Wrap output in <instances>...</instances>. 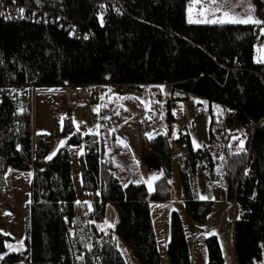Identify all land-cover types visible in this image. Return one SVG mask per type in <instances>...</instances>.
Masks as SVG:
<instances>
[{"label": "trees", "instance_id": "1", "mask_svg": "<svg viewBox=\"0 0 264 264\" xmlns=\"http://www.w3.org/2000/svg\"><path fill=\"white\" fill-rule=\"evenodd\" d=\"M100 1L106 0H9L51 12L47 17L54 22L46 26L42 21L0 20V192L5 189L3 175L8 168L32 172L24 252L8 251V239L0 232V264H22L24 260L29 264H128L119 241L138 264H161L150 207L171 200L175 122L171 103L186 102L191 95L219 107L227 141L221 151L223 159H218L211 146L197 149L189 132H181L177 143L186 210L192 220L203 224L213 209L214 201L197 198L201 165L211 180L222 181L227 201L241 212L234 223L233 264H261L264 61L255 60V45L264 44V24L192 25L186 17L192 0H119L120 16L110 12L97 20L94 9ZM254 2L264 21V0ZM70 23L88 37L73 36ZM80 85L101 90L108 85L150 88L163 125V131L147 140L162 168L153 192L143 182L123 181V165L134 167L132 153L103 113L100 135L76 132L69 120L64 127L68 141L51 159H47L49 135H38L33 147L28 108L31 89ZM164 85L171 86L169 98L162 94ZM227 111L235 115L227 118ZM210 113L215 120L213 109ZM125 116L121 109L117 121H124ZM237 127L244 135L231 140L230 129ZM82 143L85 151L80 167L88 203L85 232H78L69 147ZM217 168H221L220 175ZM109 209L115 224L103 230ZM206 243L207 264H227L218 237L211 236ZM167 254L169 264H191L177 211L171 215Z\"/></svg>", "mask_w": 264, "mask_h": 264}, {"label": "rangeland", "instance_id": "2", "mask_svg": "<svg viewBox=\"0 0 264 264\" xmlns=\"http://www.w3.org/2000/svg\"><path fill=\"white\" fill-rule=\"evenodd\" d=\"M220 4V9L218 7ZM219 9V11H217ZM227 12L230 17L247 19L251 16L259 19L256 13L254 0H192L186 9L187 22L192 25H219L220 23H190L189 20L203 21L224 18ZM256 25L243 23H223L221 25ZM255 60L264 61V44L255 45ZM129 85H108L103 90L99 87L87 88L92 102L80 104L67 98L65 87H35L30 91L28 108L31 113L33 147L36 145L38 135L46 134L50 137L49 156L52 158L63 148L69 136L64 134L66 123L71 120L73 129L83 135H100L102 132V113L105 119L112 124L113 131L119 132L125 143L132 151L134 170L127 163L123 165L122 179L124 182L136 180L143 182L149 192L155 190V183L162 175L161 165L155 153L149 148L147 140L163 131L158 109L155 108L156 99L152 96L148 86L137 88L138 95H132ZM162 93L170 97L166 87H162ZM213 109L214 142L213 151L215 157L221 158L222 148L227 141L225 133L221 131L223 117L218 107ZM126 112L125 120L117 121L120 110ZM175 122L172 125V197L169 202L151 203L150 211L161 254V264H169L167 247L170 240V220L173 211H177L182 219L186 237L189 243L191 264H204L208 261L207 238L217 236L227 264L234 262V223L239 217V209L235 203L226 199L224 184L221 180H211L208 173L201 165L196 177V194L200 200L214 201L213 209L203 224L197 223L189 216L183 201L182 183L179 172L180 146L177 139L180 132H189L192 144L195 148L210 146L212 136L210 125L212 115L209 109L197 103H177V108L172 107ZM233 135L230 139L244 135L240 127L230 129ZM111 133V130L109 131ZM109 136V135H108ZM63 142V143H62ZM85 151V144L70 146L69 152L72 163V177L77 194L76 225L78 232H85L87 223L85 207L88 199L83 191L80 158ZM55 155H52L53 153ZM125 170V171H124ZM222 173L217 168L216 174ZM156 177V179H152ZM32 172L20 171L12 167L8 168L4 175V188L0 192V232L7 241V250L19 253L24 252V239L26 235L27 205L30 201V183ZM148 181V183H145ZM201 197H205L202 199ZM79 202V203H78ZM86 202V203H85ZM111 210L109 209L108 214ZM10 214V215H9ZM115 216L110 213L102 225L103 230L114 225ZM9 245L11 247H9ZM119 248L128 264H138L130 250L122 241ZM22 264H29L26 260ZM264 264V261L261 263Z\"/></svg>", "mask_w": 264, "mask_h": 264}, {"label": "built area", "instance_id": "3", "mask_svg": "<svg viewBox=\"0 0 264 264\" xmlns=\"http://www.w3.org/2000/svg\"><path fill=\"white\" fill-rule=\"evenodd\" d=\"M111 2L117 3V4H111ZM23 9V13H21L19 10ZM123 7L119 0H106V1H100L95 5V11H94V17L97 20H100L107 16L110 12L114 13L117 17L120 16L121 11ZM51 12H45L41 10L36 9H30L25 6H19L15 5L9 2V0H0V20L4 21H13V22H20V21H42L47 26L50 23L53 24L54 19L47 17V15H50ZM61 21V17L57 19V22ZM69 30H71V33L73 36H76L77 38H87V34H82L80 30L77 28V26H74L72 23L69 24ZM256 39L259 40V34L256 35ZM259 45L261 44L258 42ZM137 86H131L130 92L132 95H138L137 92ZM67 98L70 101L78 102L80 104H88L92 102V99L90 98V94L87 90V87H84L83 85L80 86H73L70 88H67ZM191 97H194L191 95ZM171 107L177 108L176 102L171 103ZM235 115V112H226V117L231 118ZM236 209H239L236 207ZM240 212V209H239ZM241 216V212L239 214V217ZM238 217V218H239Z\"/></svg>", "mask_w": 264, "mask_h": 264}, {"label": "snow or ice", "instance_id": "4", "mask_svg": "<svg viewBox=\"0 0 264 264\" xmlns=\"http://www.w3.org/2000/svg\"><path fill=\"white\" fill-rule=\"evenodd\" d=\"M197 2H199V0H197ZM212 2L214 3L215 0H212ZM19 11L21 13H23L24 10L23 9H20ZM217 11H219V9H217ZM223 17L224 18L217 19V20H207V19H205L203 21H194V20H191L190 19L189 22L190 23H199V22H204V23H220V24H223V23H243V24H256V25L264 24V21H260L258 19H254L251 16L247 17V19H239V18H236V17H230L227 12H224ZM242 146H243V141H241V150H242ZM55 154L56 153L54 152L52 155H55ZM51 158H52V156H49L48 157V159H51ZM221 159H223V157H221ZM152 179H156V177H153ZM145 183H148V181H145ZM169 183H171V182L169 181ZM201 198L204 199L205 197H201ZM109 226L110 227H114V225H109ZM9 247H11V246L9 245Z\"/></svg>", "mask_w": 264, "mask_h": 264}, {"label": "crops", "instance_id": "5", "mask_svg": "<svg viewBox=\"0 0 264 264\" xmlns=\"http://www.w3.org/2000/svg\"><path fill=\"white\" fill-rule=\"evenodd\" d=\"M220 6V4H218V7ZM219 9H220V7H219ZM142 87H144V86H138V88H142ZM162 87H166L167 88V90L171 93V86H167V85H164V86H162ZM162 87H161V91H162ZM90 88H93V89H95L96 87H90ZM66 90H67V88H66ZM163 94V93H162ZM171 95V94H170ZM165 98H169V97H166V96H164ZM197 103V105H203V106H206L208 109H209V111H210V109H215V111L217 110L215 107H217V106H215V105H210L207 101H204V100H201V99H199V98H196L195 96L194 97H189V100L188 101H186L185 103ZM177 104V103H176ZM219 108V107H218ZM214 111V110H213ZM215 111H214V115H217L216 113H215ZM173 114V113H172ZM212 115V114H211ZM173 117H174V115H173ZM213 121H215V120H213V117H212V121H211V125H210V130H211V127H213L214 126V124H213ZM213 124V125H212ZM233 130L234 129H236V128H232ZM232 129H231V131H232ZM181 132H184V131H181ZM180 132V133H181ZM191 136V135H190ZM123 138V137H122ZM123 141L125 142V140L123 139ZM213 142H214V138L212 139V143H211V147H212V149H213ZM128 145V144H127ZM206 147V146H205ZM130 148V147H129ZM204 148V147H203ZM131 150V149H130ZM181 150V149H180ZM131 153H132V151H131ZM180 156H181V154H180ZM180 159V158H179ZM134 166V165H133ZM135 167V166H134ZM133 167V170L135 169ZM132 181H136L135 180V178H134V180H131V181H129V182H132ZM213 181V180H212ZM191 256V255H190ZM207 262L208 261H205V263L204 264H207ZM191 263H192V261H191Z\"/></svg>", "mask_w": 264, "mask_h": 264}, {"label": "bare ground", "instance_id": "6", "mask_svg": "<svg viewBox=\"0 0 264 264\" xmlns=\"http://www.w3.org/2000/svg\"><path fill=\"white\" fill-rule=\"evenodd\" d=\"M90 88V87H89Z\"/></svg>", "mask_w": 264, "mask_h": 264}]
</instances>
